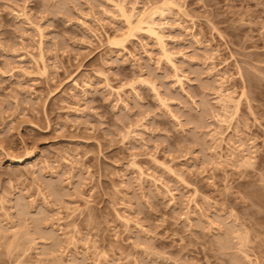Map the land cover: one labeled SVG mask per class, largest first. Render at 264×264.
Here are the masks:
<instances>
[{
    "label": "rangeland",
    "instance_id": "1",
    "mask_svg": "<svg viewBox=\"0 0 264 264\" xmlns=\"http://www.w3.org/2000/svg\"><path fill=\"white\" fill-rule=\"evenodd\" d=\"M0 264H264V0H0Z\"/></svg>",
    "mask_w": 264,
    "mask_h": 264
},
{
    "label": "bare ground",
    "instance_id": "2",
    "mask_svg": "<svg viewBox=\"0 0 264 264\" xmlns=\"http://www.w3.org/2000/svg\"><path fill=\"white\" fill-rule=\"evenodd\" d=\"M155 11H156V10H155ZM152 12H153V11H152ZM148 15H149V14H148ZM150 15L152 16V13H151ZM148 17H149V16H147V18H148ZM150 18H151V17H150ZM148 19H149V18H148ZM129 21H130V20H129ZM140 21H142V20H140ZM147 21H148V20H146V22H147ZM129 23H131V22H129ZM147 23H148V22H147ZM150 23H152V22L150 21ZM150 23H148V24H149V25H148V26H149L148 30H151L152 32L154 31V33H156L155 29L151 26L152 24L150 25ZM157 33H158V32H157ZM157 33H156V35H157ZM159 35H160V34H158L157 36L160 37ZM21 159H22V158H17V161H21Z\"/></svg>",
    "mask_w": 264,
    "mask_h": 264
}]
</instances>
